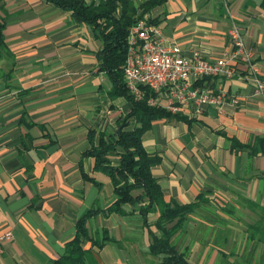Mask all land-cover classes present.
Masks as SVG:
<instances>
[{"label":"crops","instance_id":"0c3cea01","mask_svg":"<svg viewBox=\"0 0 264 264\" xmlns=\"http://www.w3.org/2000/svg\"><path fill=\"white\" fill-rule=\"evenodd\" d=\"M259 4L167 0L148 17L184 56L198 51L207 61L230 49L228 31L238 23L264 79ZM0 22L9 53L0 58V234L13 236L0 244V264H51L90 209L102 212L88 220V234L101 241L105 231L113 240L99 249L85 244L98 264H158L149 253L150 232L159 235L152 226L157 214L139 213L144 200L104 215L115 201L112 183L83 156L90 130L112 133L130 110L124 97L111 98L112 82L98 70L97 31L41 0H0ZM205 85L237 97L239 105L227 101L198 117L178 114L186 121L155 120L142 137L145 151L160 159L151 171L164 200L203 199L171 242L189 264H264V100L244 76Z\"/></svg>","mask_w":264,"mask_h":264},{"label":"trees","instance_id":"16d2710c","mask_svg":"<svg viewBox=\"0 0 264 264\" xmlns=\"http://www.w3.org/2000/svg\"><path fill=\"white\" fill-rule=\"evenodd\" d=\"M52 4L64 11L70 12L78 24H86L97 31V37L102 47L97 53L98 70L105 72L112 82L109 91L111 98L124 97L130 104L127 114L116 121V129L110 133L103 128L90 130L88 141L90 148L83 153L84 157L94 160V171L107 176L113 186L115 201L103 211L104 215L112 213L123 214L124 206L137 205L144 200L146 203L139 207V213L157 214L152 226L159 235L150 232L149 253L159 257L158 264H189L185 253H179L172 245V237L182 228L187 215L191 214L199 202L181 205L175 201L166 202L162 188L152 175L151 167L160 162L155 154H148L142 144L143 135L151 128L152 122L161 119L186 121L180 115H172L161 108L147 104L153 93L146 87L142 90L141 99L132 97L124 84L122 67L126 61L127 34L130 27L141 20H146L150 12L163 5L167 0H143L134 4L130 0H99L87 3L85 0H41ZM264 9V0H259ZM156 25L155 18L147 19ZM5 23L0 22V58L9 54L4 42L3 31ZM209 78L200 83L204 85ZM206 86V85H205ZM264 144V138L259 140ZM261 152L264 153V150ZM115 158L113 163L112 158ZM83 177L87 179L83 173ZM90 182L99 183L88 178ZM140 190L141 195L133 197L132 192ZM102 211L90 209L75 223L73 239L65 243L62 254L51 264H98L91 248H85L87 242L91 247L101 248L113 240L103 232V238L98 241L87 231V222Z\"/></svg>","mask_w":264,"mask_h":264},{"label":"built area","instance_id":"2783aa9c","mask_svg":"<svg viewBox=\"0 0 264 264\" xmlns=\"http://www.w3.org/2000/svg\"><path fill=\"white\" fill-rule=\"evenodd\" d=\"M230 49L213 61L204 59L198 51L191 57L181 48L164 40L161 30L146 20L128 30L126 61L122 67L128 93L141 99L146 87L153 93L147 104L172 115L188 117L202 115L210 106L221 110L225 102L239 105V99L224 92H212L204 83L206 78L231 80L244 76L254 96L264 100V79L255 65L254 54L244 42L241 26L234 22L228 31ZM13 240L10 231L0 234V244Z\"/></svg>","mask_w":264,"mask_h":264},{"label":"rangeland","instance_id":"374dc122","mask_svg":"<svg viewBox=\"0 0 264 264\" xmlns=\"http://www.w3.org/2000/svg\"><path fill=\"white\" fill-rule=\"evenodd\" d=\"M174 245H175V242H174Z\"/></svg>","mask_w":264,"mask_h":264}]
</instances>
